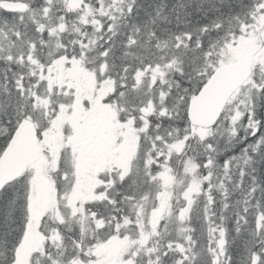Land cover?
I'll list each match as a JSON object with an SVG mask.
<instances>
[{
    "label": "snow or ice",
    "instance_id": "1",
    "mask_svg": "<svg viewBox=\"0 0 264 264\" xmlns=\"http://www.w3.org/2000/svg\"><path fill=\"white\" fill-rule=\"evenodd\" d=\"M0 264H264V0H0Z\"/></svg>",
    "mask_w": 264,
    "mask_h": 264
}]
</instances>
